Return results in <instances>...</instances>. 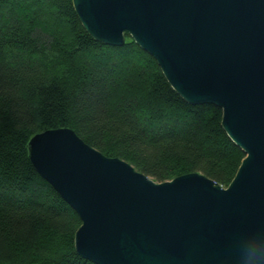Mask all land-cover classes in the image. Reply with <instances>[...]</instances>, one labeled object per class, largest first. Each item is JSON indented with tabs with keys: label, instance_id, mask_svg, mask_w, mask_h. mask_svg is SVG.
Segmentation results:
<instances>
[{
	"label": "water",
	"instance_id": "95a60500",
	"mask_svg": "<svg viewBox=\"0 0 264 264\" xmlns=\"http://www.w3.org/2000/svg\"><path fill=\"white\" fill-rule=\"evenodd\" d=\"M96 41L126 34L193 105L222 109L244 153L227 187L194 171L157 182L73 129L34 135L29 158L76 211V252L95 264H264V0H72Z\"/></svg>",
	"mask_w": 264,
	"mask_h": 264
},
{
	"label": "trees",
	"instance_id": "16d2710c",
	"mask_svg": "<svg viewBox=\"0 0 264 264\" xmlns=\"http://www.w3.org/2000/svg\"><path fill=\"white\" fill-rule=\"evenodd\" d=\"M221 120L129 34L93 39L72 0H0V264H95L76 252L78 214L30 161L34 135L68 127L157 182L197 171L227 187L245 153Z\"/></svg>",
	"mask_w": 264,
	"mask_h": 264
},
{
	"label": "clouds",
	"instance_id": "9594fccd",
	"mask_svg": "<svg viewBox=\"0 0 264 264\" xmlns=\"http://www.w3.org/2000/svg\"><path fill=\"white\" fill-rule=\"evenodd\" d=\"M250 264H261V255L258 249L251 253L250 257Z\"/></svg>",
	"mask_w": 264,
	"mask_h": 264
}]
</instances>
